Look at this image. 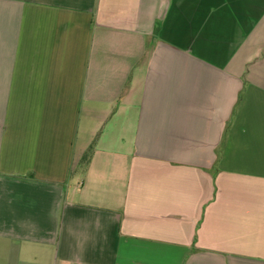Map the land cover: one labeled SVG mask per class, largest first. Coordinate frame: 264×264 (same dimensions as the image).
<instances>
[{"label": "crops", "instance_id": "1", "mask_svg": "<svg viewBox=\"0 0 264 264\" xmlns=\"http://www.w3.org/2000/svg\"><path fill=\"white\" fill-rule=\"evenodd\" d=\"M0 264H264V0H0Z\"/></svg>", "mask_w": 264, "mask_h": 264}, {"label": "trees", "instance_id": "2", "mask_svg": "<svg viewBox=\"0 0 264 264\" xmlns=\"http://www.w3.org/2000/svg\"><path fill=\"white\" fill-rule=\"evenodd\" d=\"M88 156H89V150H88V153H86V155L82 158V162L88 161Z\"/></svg>", "mask_w": 264, "mask_h": 264}]
</instances>
